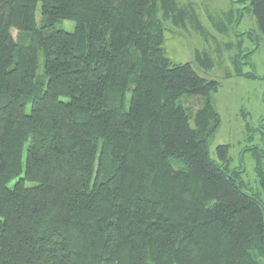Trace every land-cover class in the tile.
I'll list each match as a JSON object with an SVG mask.
<instances>
[{"label":"trees","instance_id":"16d2710c","mask_svg":"<svg viewBox=\"0 0 264 264\" xmlns=\"http://www.w3.org/2000/svg\"><path fill=\"white\" fill-rule=\"evenodd\" d=\"M165 22L201 29L177 0H0V264H264L263 202L208 153L221 83L165 57ZM243 56L225 77L259 79Z\"/></svg>","mask_w":264,"mask_h":264},{"label":"rangeland","instance_id":"374dc122","mask_svg":"<svg viewBox=\"0 0 264 264\" xmlns=\"http://www.w3.org/2000/svg\"><path fill=\"white\" fill-rule=\"evenodd\" d=\"M180 5L191 4L201 29L190 24L179 29L164 23V55L174 64H189L205 79H215L221 88L211 95V103L220 117L215 134L209 139V157L218 161L216 148L230 147V167L243 171L244 192L258 194L264 204V192L256 175L257 161L264 168V38H261L255 20L245 7L246 0H177ZM40 5L36 13L41 21ZM241 16V18H239ZM67 32H74L75 23L56 24ZM242 34V35H241ZM16 35V33H14ZM241 35V36H240ZM232 44V45H230ZM207 55L212 63L209 69L196 60V54ZM241 57L237 68L243 73L255 71L259 79H244L233 75V60ZM252 65L254 68H252ZM201 100L190 99L187 107L192 112Z\"/></svg>","mask_w":264,"mask_h":264}]
</instances>
